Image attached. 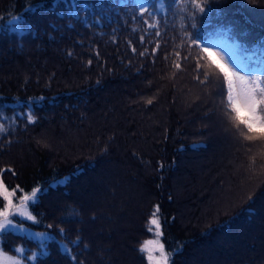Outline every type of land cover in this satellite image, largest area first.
<instances>
[{"label": "trees", "instance_id": "1", "mask_svg": "<svg viewBox=\"0 0 264 264\" xmlns=\"http://www.w3.org/2000/svg\"><path fill=\"white\" fill-rule=\"evenodd\" d=\"M41 2L0 0V113L16 117L0 121L8 129L0 134V178L24 193L41 190L30 205L37 222L21 223L52 239L41 248L8 231L0 249L37 254L23 264H147L139 248L153 237L148 221L158 205L171 264H264V143L238 136L224 114L222 77L201 82L198 50L184 35L200 29L202 43L226 38L245 57L255 52L249 63L259 66L264 0H207L223 10L221 30L201 28L179 0H146L143 16L137 0H43L38 10ZM14 16L31 31H11ZM114 165L128 172L119 185L134 191L118 196L108 183L101 197Z\"/></svg>", "mask_w": 264, "mask_h": 264}, {"label": "snow or ice", "instance_id": "2", "mask_svg": "<svg viewBox=\"0 0 264 264\" xmlns=\"http://www.w3.org/2000/svg\"><path fill=\"white\" fill-rule=\"evenodd\" d=\"M58 0H53V6H57ZM179 3L183 7L185 4H188L194 11L190 14V18L195 21L197 19V14L201 22V28L206 26H213L216 30L224 29L222 23L223 19V10H214L212 9L207 0H179ZM37 6L32 5L29 7V11H32V8ZM46 7L45 3L41 2L38 7L43 9ZM161 8L164 7L163 4L160 5ZM148 12V9L145 7L140 12V15L143 16ZM215 12L216 15L213 17L212 13ZM78 15V13H77ZM151 15V13H149ZM220 21V23L213 24V21ZM8 24L11 25L10 30L17 32L20 35H23L24 30L31 31V26H28L27 29H24L22 26L25 24L24 18L21 16H14L11 20L8 21ZM157 24H149V27H157ZM191 27L197 29V24L192 23ZM228 31H231V26L227 28ZM156 36L160 35L159 31L154 33ZM186 37L185 43L189 48L193 46L198 50L197 51V63L196 68L199 71L203 68L205 71L202 73L203 80L202 83L208 81L209 74H218L222 77V85L226 87L225 100V116L232 123L233 127L236 129V132L239 137H242L243 140L249 142L260 141L264 143V60L259 61V66L253 68L251 71H245V65L237 62L235 56L230 59H226L225 56L221 55L219 51L215 49L220 45L213 41H208L207 43H202L205 40L204 35L200 33V29H197V33H192L185 31ZM144 37H141L143 42ZM237 48H242V45H236ZM156 48H159V45H156ZM257 48L261 55H264V41L257 44ZM135 52V49L133 48ZM141 56L145 53L140 52ZM71 55V53H69ZM176 57H181L180 52L174 53ZM188 57H183L187 59ZM250 60L256 61L257 54L254 52L251 56L247 57ZM167 59V57H165ZM203 61V63H201ZM91 63V61H89ZM174 66L177 69L181 68L180 63H175ZM200 79V76L196 77ZM147 103L151 104L152 100L149 99ZM23 115V114H22ZM26 120L28 123H34L35 119L31 113L26 115ZM10 120L12 123L16 122V117H5L0 113V121ZM8 131L5 126V123L0 122V134H4ZM11 171V170H9ZM15 173H13L14 175ZM68 178L66 177L64 182H67ZM20 191L21 196L17 197L16 193ZM41 190L39 188H33L30 193H24L22 189H19V186L16 188H10L4 183V180L0 178V200L3 201L2 206H0V233L8 232L11 230L27 231L23 227L21 221H32L37 222L36 217L29 210L30 205L37 203L39 197L37 195ZM249 200L252 199L251 196L248 197ZM160 212L159 206H155L154 211L151 213V216L148 221V230L154 233V239H148L142 242L140 245L139 251L144 254L147 264H169L170 257L172 252L166 251L164 244L160 241L162 236L161 231V221L158 216ZM12 217H17L18 220H13ZM51 227V226H49ZM63 233V229H60ZM35 238L40 240V247L46 248V241L52 239L47 233H35L32 234ZM72 243L78 244L79 237L76 241ZM67 255L71 257L73 261L76 260V257L72 255V249L66 244H61ZM85 248L88 245H84ZM24 249L18 247L15 249L17 256H8L2 249H0V264H23L24 259L31 261L37 260V254L32 253L31 256H24ZM80 264H83V261H80Z\"/></svg>", "mask_w": 264, "mask_h": 264}, {"label": "rangeland", "instance_id": "3", "mask_svg": "<svg viewBox=\"0 0 264 264\" xmlns=\"http://www.w3.org/2000/svg\"><path fill=\"white\" fill-rule=\"evenodd\" d=\"M138 5H139V8L142 10L143 8H145V7H147V3H146V0H138ZM209 41H213V42H216V43H218L220 46L218 47V48H216L215 50L216 51H219L220 53H221V55H223V56H225V58L226 59H230V58H232L233 56H235V58H236V60H237V62H239V63H241V64H243V65H245V71H251L253 68H256V67H258V66H256V65H250V59H248L247 57H245L244 55H243V53L240 51V49L239 48H237L236 47V43H231V42H229L227 39H225V38H222V37H219V38H215V39H212V40H209ZM205 43H207V42H205ZM193 99H195V96H194V98ZM185 102H186V100H185ZM216 103H214V106L215 107H217L216 105H215ZM166 121V119L164 118V117H162L161 119H159V121H158V123H162V122H165ZM219 121H221L220 119H219ZM90 122H88L87 123V125L89 124ZM95 123L96 124H98V126H100L101 125V123H100V119L99 118H97L96 120H95ZM206 125H208L207 123H206ZM68 130L69 129H65L64 130V133L67 135V136H70V137H75V136H81V138L80 139H82V138H84V136L86 137V135H85V131H83V132H73V131H70V132H68ZM123 136V135H122ZM79 139V140H80ZM57 139H56V136H53V137H51V143H52V145L53 146H56V144H57V142L58 141H56ZM79 140H76V141H79ZM226 142H233L229 137H227V140H226ZM233 145V144H232ZM231 145V146H232ZM234 146V145H233ZM116 147V149H118L119 147L118 146H115ZM225 148L227 149L228 148V146H226L225 145ZM229 153H230V151H229ZM115 167L114 168H112V167H109L111 170V172H112V174H110L108 177H105L104 179V181H102V184H104L106 181H107V183H105V185H106V187H105V189H106V191L104 190L103 191V193H102V195H101V197H103V194H104V197L108 194V193H110V189H109V187H111L113 184H115V186L117 187V194H118V196H123V197H125V195L128 193V190H130L131 192H133L134 191V188L133 187H131V188H129V189H126L125 188V190H127V191H125L124 190V183H122L123 185L121 186V185H119V182H117L116 181V178L117 177H123V179L125 180V178L124 177H126V173H128L127 171H125L124 169H122V168H120L118 165H114ZM118 169H119V173H118ZM124 175V176H123ZM135 177V176H134ZM110 184V186L109 187H107L108 185L107 184ZM136 187V186H135ZM99 188L101 189V187L99 186ZM111 195H115V194H113V192H112V194ZM30 210V209H29ZM159 216V218H160V221H161V231H162V236L159 238L160 239V241L164 244V247H165V250L166 251H168L167 250V248H166V245H165V242H164V237H165V235H164V230H163V220H164V218L162 217L161 218V216L160 215H158ZM12 219L15 221V220H17L18 218L17 217H12ZM22 225H23V223H22ZM24 228H26L27 229V231H19V230H9V231H12V232H14V233H18V234H22V235H26V236H28V237H30V238H32V239H36V240H39V239H37V238H35L34 237V235H32V234H35V233H40V232H36V231H34V230H32V229H29L28 227H26V226H23ZM1 234V233H0ZM152 234H153V237L151 238V239H154L155 237H154V233L152 232ZM40 241V240H39ZM172 255H173V252H172ZM172 255H171V257H170V261H169V264H171V258H172Z\"/></svg>", "mask_w": 264, "mask_h": 264}]
</instances>
